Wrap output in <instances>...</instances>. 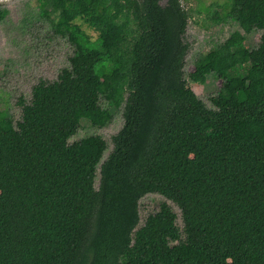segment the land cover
<instances>
[{
	"label": "trees",
	"instance_id": "trees-1",
	"mask_svg": "<svg viewBox=\"0 0 264 264\" xmlns=\"http://www.w3.org/2000/svg\"><path fill=\"white\" fill-rule=\"evenodd\" d=\"M36 2L71 51L17 119L0 108V264H264V0L217 4L212 19L239 29L187 73L220 81L209 105L184 76L182 0ZM111 108L123 124L101 160V135L73 133ZM147 193L182 226L166 200L138 224Z\"/></svg>",
	"mask_w": 264,
	"mask_h": 264
},
{
	"label": "rangeland",
	"instance_id": "rangeland-1",
	"mask_svg": "<svg viewBox=\"0 0 264 264\" xmlns=\"http://www.w3.org/2000/svg\"><path fill=\"white\" fill-rule=\"evenodd\" d=\"M226 0H182L189 18L185 31L188 51L185 56L184 76L188 85L206 105L209 96L213 95L220 85L212 73H208L204 83L192 82L187 73L192 71L193 63L199 53L207 51L215 42L222 41L239 26L233 21L215 22L212 19L214 10L223 13L217 4ZM161 4L165 0H159ZM36 0H0V5L7 9V16L0 21V108L10 114L13 119L19 116L18 100L30 98V90L39 79L53 80L59 69L67 64V56L71 51L62 38L51 37V29L45 21L35 20L39 14ZM25 19V20H24ZM33 19V20H32ZM23 21H29L26 24ZM93 37L95 33L86 29ZM260 31L245 34V44L255 45ZM105 105V103H103ZM113 117L102 127L90 125L86 118H81L76 125L73 139L77 140L86 134L97 133L106 141L101 160L112 148V136L123 124L121 108H111ZM96 169L95 180L98 179ZM166 200L158 193H147L138 201L139 223L141 224L149 212L158 208L161 201ZM167 201V200H166ZM177 214L176 223L182 226L178 208L167 201Z\"/></svg>",
	"mask_w": 264,
	"mask_h": 264
},
{
	"label": "flooded vegetation",
	"instance_id": "flooded-vegetation-1",
	"mask_svg": "<svg viewBox=\"0 0 264 264\" xmlns=\"http://www.w3.org/2000/svg\"><path fill=\"white\" fill-rule=\"evenodd\" d=\"M0 7H2V6L0 5ZM2 8H4V7H2Z\"/></svg>",
	"mask_w": 264,
	"mask_h": 264
}]
</instances>
